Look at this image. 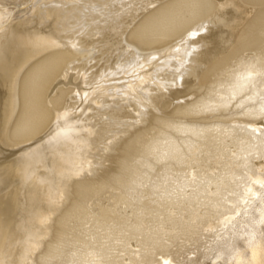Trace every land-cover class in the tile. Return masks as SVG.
I'll return each mask as SVG.
<instances>
[{"label": "bare ground", "instance_id": "bare-ground-1", "mask_svg": "<svg viewBox=\"0 0 264 264\" xmlns=\"http://www.w3.org/2000/svg\"><path fill=\"white\" fill-rule=\"evenodd\" d=\"M2 128L0 264H264V0H0Z\"/></svg>", "mask_w": 264, "mask_h": 264}, {"label": "rangeland", "instance_id": "rangeland-1", "mask_svg": "<svg viewBox=\"0 0 264 264\" xmlns=\"http://www.w3.org/2000/svg\"><path fill=\"white\" fill-rule=\"evenodd\" d=\"M5 130H4V128H2V129H0V147L2 146L1 144V142H2V138L5 136V132H4ZM184 141V140H183ZM186 146H187V144H186ZM150 193H152V191L150 192Z\"/></svg>", "mask_w": 264, "mask_h": 264}]
</instances>
